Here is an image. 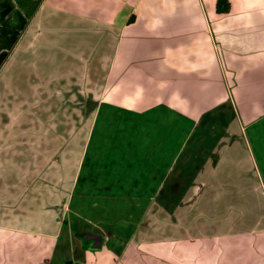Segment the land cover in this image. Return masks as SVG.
Listing matches in <instances>:
<instances>
[{
	"label": "crops",
	"instance_id": "crops-1",
	"mask_svg": "<svg viewBox=\"0 0 264 264\" xmlns=\"http://www.w3.org/2000/svg\"><path fill=\"white\" fill-rule=\"evenodd\" d=\"M215 2L0 0V61L70 34L103 96L52 178L0 170V264H264V0Z\"/></svg>",
	"mask_w": 264,
	"mask_h": 264
},
{
	"label": "rangeland",
	"instance_id": "rangeland-1",
	"mask_svg": "<svg viewBox=\"0 0 264 264\" xmlns=\"http://www.w3.org/2000/svg\"><path fill=\"white\" fill-rule=\"evenodd\" d=\"M21 37L12 43L0 61V170L7 172L2 177L8 178V181L10 173H15L18 168L35 166L42 172L58 168L55 157H61L62 148L69 137L78 136L80 124L82 126L86 120L85 125L88 126L92 118H86L82 112L86 100L92 102L103 99L96 79L98 65L84 63L81 56L91 51L92 56L94 43L72 42L68 34L66 40L71 42V47H67L65 41L67 44L62 47L63 41L57 42L56 39L54 49H32L24 47L26 38ZM92 76H96L95 79ZM19 153L20 160L16 158ZM45 174L42 180L52 178ZM184 179V182L189 183L190 176L184 174ZM19 188L15 186L16 190ZM45 198L47 194L42 200L43 205H47ZM3 200H11L9 204H13L14 198L8 196ZM60 212L61 207H38L35 211L39 219ZM43 226L32 225L34 228ZM52 227L54 224L47 226L49 229Z\"/></svg>",
	"mask_w": 264,
	"mask_h": 264
},
{
	"label": "water",
	"instance_id": "water-1",
	"mask_svg": "<svg viewBox=\"0 0 264 264\" xmlns=\"http://www.w3.org/2000/svg\"><path fill=\"white\" fill-rule=\"evenodd\" d=\"M76 235L78 237H82L85 238L86 240L92 241V244L90 245V249L100 248L101 236L99 234L81 231V232H76Z\"/></svg>",
	"mask_w": 264,
	"mask_h": 264
},
{
	"label": "trees",
	"instance_id": "trees-1",
	"mask_svg": "<svg viewBox=\"0 0 264 264\" xmlns=\"http://www.w3.org/2000/svg\"><path fill=\"white\" fill-rule=\"evenodd\" d=\"M215 9L218 13H227L230 9L228 0H216ZM64 264H73L71 261H66Z\"/></svg>",
	"mask_w": 264,
	"mask_h": 264
}]
</instances>
